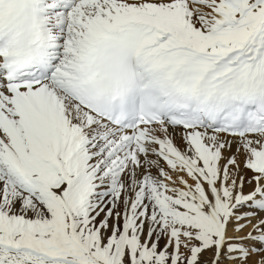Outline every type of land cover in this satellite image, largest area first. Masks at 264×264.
Here are the masks:
<instances>
[{"label": "snow or ice", "instance_id": "1", "mask_svg": "<svg viewBox=\"0 0 264 264\" xmlns=\"http://www.w3.org/2000/svg\"><path fill=\"white\" fill-rule=\"evenodd\" d=\"M0 264H264V0H0Z\"/></svg>", "mask_w": 264, "mask_h": 264}]
</instances>
